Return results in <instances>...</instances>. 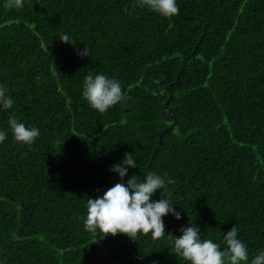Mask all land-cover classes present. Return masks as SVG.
Instances as JSON below:
<instances>
[{
    "label": "trees",
    "instance_id": "obj_1",
    "mask_svg": "<svg viewBox=\"0 0 264 264\" xmlns=\"http://www.w3.org/2000/svg\"><path fill=\"white\" fill-rule=\"evenodd\" d=\"M6 3L0 85L14 104L0 109V264H188L167 234L193 224L221 249L236 226L250 264L264 250V0H176L171 19L135 0ZM89 73L128 99L93 110ZM13 113L39 130L31 146L14 140ZM126 154L137 167L121 181L111 169ZM150 171L174 181L181 216L162 218L163 239L85 229L89 198Z\"/></svg>",
    "mask_w": 264,
    "mask_h": 264
},
{
    "label": "clouds",
    "instance_id": "obj_2",
    "mask_svg": "<svg viewBox=\"0 0 264 264\" xmlns=\"http://www.w3.org/2000/svg\"><path fill=\"white\" fill-rule=\"evenodd\" d=\"M25 0H7L6 7L22 9ZM134 7L147 8L162 17L171 19L179 14V6L176 0H135ZM63 43L76 42L67 34L59 39ZM89 49L77 53L81 58L89 56ZM159 83V81H156ZM7 88L0 85V109L8 110L13 107L14 101L7 95ZM83 99L89 106L105 114L109 109L128 99L122 85L118 80L108 78L104 74L93 75L89 73L83 83ZM8 124L11 133L17 143L31 146L39 137L40 132L36 128H28L16 118L15 114L9 116ZM7 138V133L0 131V143ZM136 168L133 155L126 154L121 164L114 165L112 171L119 174L121 181L127 175L128 168ZM167 184L174 183L167 176H160L155 172H148L143 181L137 176L127 180V184L116 183L109 188L102 197L87 200V217L84 221L85 229L96 234L97 230L107 237H115L117 234L126 235L135 241L138 234L151 233L153 240L163 239L166 235L163 217L168 214L181 219L180 213L173 207ZM158 190H162V198L152 201V197ZM179 237L167 234V238L173 242V252L188 264H248L249 253L245 243L238 239L236 226L223 237L225 247L221 249L219 243L211 239H202L201 230L194 224L181 228ZM250 264H264V250L251 259Z\"/></svg>",
    "mask_w": 264,
    "mask_h": 264
},
{
    "label": "water",
    "instance_id": "obj_3",
    "mask_svg": "<svg viewBox=\"0 0 264 264\" xmlns=\"http://www.w3.org/2000/svg\"><path fill=\"white\" fill-rule=\"evenodd\" d=\"M170 97H171V94L169 95L168 100H167V101L164 103V105H163L164 112H166V113H167V106H168V103H169Z\"/></svg>",
    "mask_w": 264,
    "mask_h": 264
}]
</instances>
